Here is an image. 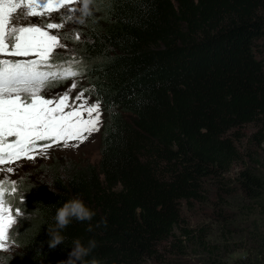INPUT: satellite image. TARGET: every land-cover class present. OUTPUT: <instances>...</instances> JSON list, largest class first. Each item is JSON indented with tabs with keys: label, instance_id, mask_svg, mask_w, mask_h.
<instances>
[{
	"label": "trees",
	"instance_id": "obj_1",
	"mask_svg": "<svg viewBox=\"0 0 264 264\" xmlns=\"http://www.w3.org/2000/svg\"><path fill=\"white\" fill-rule=\"evenodd\" d=\"M76 12L65 33L80 38L64 41L70 50L57 60L74 57L80 91L101 101L99 158H51L46 182L17 181L21 216L0 264H73L76 238L95 239L85 259L103 264H171L182 242L198 264H229L241 234L246 256L234 264H264V176L237 145V128L250 124L248 145L264 146V0H90L88 15ZM207 183L217 191L212 223L225 233L212 242L181 212L208 203ZM220 192L238 199L236 213L222 211ZM77 194L96 215L73 220L52 246L56 208ZM236 217L243 228L231 226Z\"/></svg>",
	"mask_w": 264,
	"mask_h": 264
},
{
	"label": "snow or ice",
	"instance_id": "obj_2",
	"mask_svg": "<svg viewBox=\"0 0 264 264\" xmlns=\"http://www.w3.org/2000/svg\"><path fill=\"white\" fill-rule=\"evenodd\" d=\"M90 0H0V166L22 158L34 160L54 144L75 148L96 133L101 125V101L89 105L84 89L70 104V92L77 86L74 78L82 75L74 57L57 60V49H66L64 41H78L80 34H59L65 23L75 20L82 3L88 15ZM65 9L57 22L53 13ZM39 17L40 22L31 18ZM47 18V19H45ZM83 23V20L79 21ZM73 79L62 95L46 98L45 90L55 82ZM76 101H81L77 104ZM69 109L65 111V109ZM86 113V115H85ZM47 141L41 144L40 142ZM74 141L71 145L69 142ZM12 173V167H0ZM17 181L0 179V248L11 240L9 229L16 224L12 199Z\"/></svg>",
	"mask_w": 264,
	"mask_h": 264
},
{
	"label": "rangeland",
	"instance_id": "obj_3",
	"mask_svg": "<svg viewBox=\"0 0 264 264\" xmlns=\"http://www.w3.org/2000/svg\"><path fill=\"white\" fill-rule=\"evenodd\" d=\"M74 5V4H73ZM71 5V7H73ZM81 3H77L74 8L76 11L78 10L79 12H82L81 9ZM75 11L74 16L75 20L68 21L65 23V27L60 29V30H52L53 32L58 31L59 34L66 32V30L69 29H74L73 25L76 24V18H77V12ZM65 9H61L60 12L53 13L51 19L56 20L57 22L59 21V17L62 13H65ZM32 22H40L41 18L39 17H34L31 18ZM47 19V18H45ZM65 43V42H64ZM66 44V43H65ZM67 45V44H66ZM70 47L67 45L66 49H57V53H62L64 51H69ZM63 61V60H61ZM78 67V64H77ZM76 80L77 86L75 88H72L70 92V99L69 102H73L75 100V97L81 92V84L79 81V78L76 77L74 78ZM73 83V79H67L65 80L64 83L54 86L52 85L49 86L45 92L43 93L46 98H51L54 96L62 95L65 91L71 88ZM80 91V92H79ZM84 98L87 99L88 104L91 105L95 103V100L88 95L86 92H84ZM77 104L81 103V101H76ZM69 109H65V111H68ZM86 115V113H85ZM104 123V118L101 114V125L99 131L102 129ZM99 131L98 135L93 133L88 139L80 144L78 147H67V148H57L59 146H63L62 142L59 144H54L51 148L47 150V152L43 155H36V158L34 160H28L27 158H22L20 161H16L15 163L11 165H5V166H0V167H12L14 171L12 173H5L0 171V179H9V180H15V181H20L23 179H32L33 180H39L42 183L47 181L48 178V173L44 171V163L52 159H60L59 161L62 162V164H66L68 162H83V163H95L98 158H99V143H98V138H99ZM254 131V128L252 125L247 124L243 125L239 128H237V134L239 135V141L237 142V145H239L240 150H247V151H252L256 154V158L259 163V168L258 170L260 173L264 176V146H261L259 148H256L255 146L248 145V138L249 135ZM97 133V132H96ZM72 143H75L74 141L69 142L71 145ZM56 148V149H55ZM40 166V167H39ZM240 167L238 165L232 166L227 173L224 175V182L225 183L227 180H234V177L236 175V172L238 171ZM31 181V180H30ZM207 198H208V203L206 204H192L189 206V208H182V217L184 221L187 223L188 226L194 228L195 226H204L205 229H208L210 231L208 239L212 241L218 240L217 236L221 235L220 238L223 237L224 232H221L223 228H218V226L215 223H212L213 220V215H212V209L214 204H216L217 199H216V184L214 183H207ZM224 187V186H223ZM221 197L224 199V203L221 205L222 211H224L226 214H232L236 213L237 210H235V205H238L239 201L237 198H235L234 195H229L220 192ZM22 197V196H21ZM20 197V199H21ZM220 205V204H219ZM13 207V213L17 210V208L14 206L12 203ZM212 212V213H211ZM21 214H19L18 217H20ZM260 223V222H259ZM264 221L262 222V224ZM231 226L234 227L235 229H241L245 224L242 222L241 219L238 217L234 218L232 220ZM11 232V231H10ZM243 234L233 237L232 241L229 243L228 246L230 247H237V249L229 255L228 257V262L229 264H234L238 260H243L246 256V253L243 249L244 247V241L242 238ZM240 237V238H238ZM182 248L183 255L178 257L174 256L173 258H170L172 260L171 264H198V263H203L205 262L204 260L199 259V256L194 254L197 252V249L193 245H188L185 242H182ZM13 246L10 244V242L7 243L6 248H0V255H6L9 253V250ZM195 247V248H194ZM156 264V263H153Z\"/></svg>",
	"mask_w": 264,
	"mask_h": 264
},
{
	"label": "clouds",
	"instance_id": "obj_4",
	"mask_svg": "<svg viewBox=\"0 0 264 264\" xmlns=\"http://www.w3.org/2000/svg\"><path fill=\"white\" fill-rule=\"evenodd\" d=\"M74 6L75 4L73 7ZM95 215L96 212L85 203L81 195L77 194L70 197L60 207L56 208L54 216L56 231L51 232L53 237L51 245L55 246L56 244L64 242L65 237L61 236L59 233L70 225L73 220L79 222L90 221ZM101 222L106 226V220H102ZM88 231H92L91 226H89ZM72 244V256L76 258L73 260V264H77V261L79 264H103V262L95 256L90 260L85 259L97 248L98 245L95 239H89L87 244H85L81 238H76L72 241Z\"/></svg>",
	"mask_w": 264,
	"mask_h": 264
}]
</instances>
